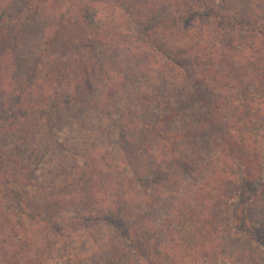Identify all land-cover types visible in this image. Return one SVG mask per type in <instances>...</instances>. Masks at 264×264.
I'll use <instances>...</instances> for the list:
<instances>
[{"label": "trees", "instance_id": "16d2710c", "mask_svg": "<svg viewBox=\"0 0 264 264\" xmlns=\"http://www.w3.org/2000/svg\"><path fill=\"white\" fill-rule=\"evenodd\" d=\"M4 2L0 104L14 107L10 124L2 127L4 134L20 130L30 136L24 118L29 104L34 105L33 85L11 87L17 74L28 78L31 71L37 76L43 56L54 66L62 57L65 64L74 60L76 66L73 93L51 101V92H40L45 103L37 106L38 123L52 129L54 114L44 116L48 107L60 112L57 122L76 123L71 107L85 86L96 88L91 80L81 81L91 59L82 62L80 54L73 55L74 48L79 53L85 46L92 52L105 47L99 56L92 54L104 102L111 101L109 90L114 92L127 73L157 74L170 90L138 98L128 108L135 116L121 114L117 125L124 160L110 158V171L116 175L101 176L96 168L104 157L89 153L96 168L84 179L88 202L75 200V192L54 193L42 208L39 202L33 204L41 190H26L18 197L20 211L0 219V264H205L221 254L228 261L227 255L231 257L230 264L256 263L258 252L232 237L225 221L233 201L245 193L244 182L261 179L248 213L264 225V0ZM134 25L141 32H132ZM30 53L35 63L29 65ZM118 54L121 60L114 58ZM151 100L164 102L167 113L144 120L137 107ZM100 105L99 112L105 110ZM182 113L190 120L180 129L174 124ZM135 126L142 137L127 130ZM21 166L32 171L26 163ZM4 173L0 181H10ZM150 180L157 185L154 194L143 184ZM167 183L174 198L163 208L164 218L155 219L146 206L155 208L151 196H159ZM8 198L12 206L16 199ZM70 209L75 211L65 216ZM230 245L234 254H227Z\"/></svg>", "mask_w": 264, "mask_h": 264}, {"label": "rangeland", "instance_id": "374dc122", "mask_svg": "<svg viewBox=\"0 0 264 264\" xmlns=\"http://www.w3.org/2000/svg\"><path fill=\"white\" fill-rule=\"evenodd\" d=\"M7 2H0V8L4 7ZM218 12V11H217ZM226 29L231 28L229 24L225 25ZM139 30L135 25L132 32ZM159 48L168 52L163 42H159ZM105 47L99 45V47L94 50V56H99L98 54L103 53ZM91 48L85 46L82 51L78 53V50L74 48L73 55L82 58V62L91 60L85 72L82 75L81 81H90L96 84L95 90L88 88L84 90V93L80 94L81 98L78 100L71 109L77 114L78 122L67 123L62 121L57 122L56 114L60 113L57 109H52L48 107L44 116L48 117V114H54V125L53 129L49 128L47 124L42 126L38 123V116L41 113L37 110V106L44 104L45 101L41 98V93L43 90L51 92L48 96L49 100L57 101L58 98L65 96L69 93H73L74 76L72 72L76 69L75 61L72 60L66 63L65 57L59 59L60 65L54 66L52 62L45 56L40 59L38 68H40V73L38 75H32L29 71L28 78L24 76H14L13 87L16 90L23 86V84L33 85L32 89V102L34 105L29 104L30 111L22 110V113H27V117L24 120L27 122L28 130H30V136L27 138L25 135L18 130L17 132H11L9 134H4L2 127L5 124H10V120L13 117V108L6 106L4 103L0 104V174L6 173L7 178L10 181H5L4 177L0 181V219L5 214H9L12 211H20L17 207V200H21V195L27 191L36 193V191L41 190L39 197H36V201L42 205V208H46V204L50 201L46 198L52 197L55 194H68L67 192H75V200L81 201L80 203L88 202L84 190L87 189V181H84L86 174L90 170L95 169L96 166H92L89 153L91 152L95 159L103 156L101 164L96 168L101 176L111 175L114 176L113 172L110 171L111 159H123L122 153V130L118 122L121 123V114L128 113V108L134 106L133 104L138 101V98H143L144 94L155 95L163 94L170 89L165 88L164 79L158 77L157 74L154 76L147 77L145 74H139L140 76H134L132 73H127L124 76L125 79L119 80L118 85L114 92L111 93L110 100L104 102L101 98L102 94V82L97 80V75H93L92 64L94 56ZM70 54V56H73ZM33 61L30 64H34V55L30 53ZM120 55L114 56L118 58ZM58 58V57H57ZM81 60V59H80ZM126 68V67H125ZM59 70V71H58ZM84 72V73H85ZM96 74V73H95ZM81 77V76H80ZM93 77V78H92ZM92 78V79H91ZM96 80H95V79ZM97 82V83H96ZM31 92V91H30ZM171 93V92H170ZM172 94V93H171ZM173 99V97H170ZM98 102H101L100 108L105 109L99 112L97 110ZM129 103V104H128ZM13 105L14 102L11 101ZM97 104V105H96ZM131 104V105H130ZM175 104V103H174ZM137 106V105H135ZM139 110V115L142 116L144 120H157L156 118L161 117L167 113V107L164 102H158L151 100L147 105L137 107ZM61 108L59 111H63ZM129 115L135 116L131 111ZM8 118L6 120L5 118ZM189 115L187 113H182L178 118H176V127L182 129L184 121H189ZM41 118V117H40ZM42 119V118H41ZM141 119V120H142ZM186 121V122H187ZM39 126H37V124ZM132 135L136 137H142L139 129L135 126L134 128H127ZM109 161V162H108ZM27 164L32 171L27 172L22 168V164ZM108 164L109 166H107ZM96 165H98L96 163ZM183 178L187 181H191L190 175H185V171L180 169ZM19 171L16 175H11ZM25 172L23 175L21 172ZM128 174H132L130 169H126ZM4 173V174H5ZM82 179L80 180V177ZM186 176V177H185ZM196 178V174L193 175ZM23 179V180H21ZM152 179V178H151ZM18 180V181H17ZM87 180V179H86ZM261 179L257 180L253 184L249 182H244L243 190L244 194L237 197L228 212V217L225 221V226L228 232L232 233V237L237 239L240 237L241 242L244 245H248L254 252H258V261L254 264H264V225L260 221H255L251 218L248 210L252 208L250 197L255 193V189L260 190ZM158 182H165L163 179ZM82 183V185H81ZM86 183V185H85ZM147 184L149 188V193L154 194V188L156 184L150 180ZM194 184V183H193ZM137 188H141V185H137ZM23 190V191H21ZM27 190V191H26ZM172 189L169 187L168 183L165 188L162 189V193L157 195H152V200L154 201V207L146 206L148 210L153 212V217L164 218V207L168 205L171 200H173ZM8 195L16 199L12 202V206H8L7 203H11ZM37 196V195H36ZM23 201V200H22ZM9 207V211L8 208ZM7 208V210L5 209ZM157 212H156V210ZM155 210V211H154ZM75 209H70V212L65 213V216H70L73 214ZM64 210L61 211V214ZM166 216V215H165ZM264 221V218L263 220ZM235 248L230 245L228 253L234 254ZM229 261L223 258V254L218 256L216 259H209L205 264H230L232 263L231 257L227 255Z\"/></svg>", "mask_w": 264, "mask_h": 264}]
</instances>
